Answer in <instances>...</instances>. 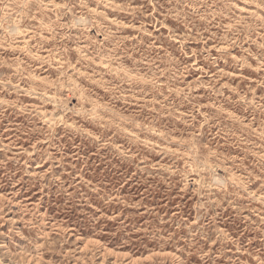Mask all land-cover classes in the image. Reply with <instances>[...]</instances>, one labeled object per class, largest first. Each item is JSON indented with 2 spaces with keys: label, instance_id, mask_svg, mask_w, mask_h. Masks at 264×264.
Returning <instances> with one entry per match:
<instances>
[{
  "label": "rangeland",
  "instance_id": "1",
  "mask_svg": "<svg viewBox=\"0 0 264 264\" xmlns=\"http://www.w3.org/2000/svg\"><path fill=\"white\" fill-rule=\"evenodd\" d=\"M0 264H264V0H0Z\"/></svg>",
  "mask_w": 264,
  "mask_h": 264
}]
</instances>
